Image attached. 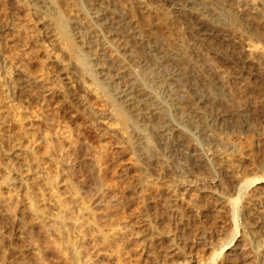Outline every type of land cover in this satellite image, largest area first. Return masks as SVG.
I'll return each mask as SVG.
<instances>
[{"label":"rangeland","instance_id":"obj_1","mask_svg":"<svg viewBox=\"0 0 264 264\" xmlns=\"http://www.w3.org/2000/svg\"><path fill=\"white\" fill-rule=\"evenodd\" d=\"M0 264H264V0H0Z\"/></svg>","mask_w":264,"mask_h":264},{"label":"bare ground","instance_id":"obj_2","mask_svg":"<svg viewBox=\"0 0 264 264\" xmlns=\"http://www.w3.org/2000/svg\"><path fill=\"white\" fill-rule=\"evenodd\" d=\"M59 20H60V19H59ZM58 27L60 28V30H61L62 34L64 35V37L67 38V32H66L67 30H66V26L64 25L63 21H62V22L60 21V22L58 23ZM82 61H83V60H82ZM82 61H81V62H82ZM208 95H209V94H208ZM159 112H160V111H159ZM207 177H208V175H207ZM241 186H243V184H241L240 187H241ZM237 187H238V186H237ZM238 191H239V188H238ZM240 191H241V190H240ZM177 192H178V191H177ZM145 193H146V192H145ZM51 195H52V194H51ZM73 195H74V194H73ZM74 199H75V198H74ZM76 201H77V200H76ZM35 203H36V201H35ZM78 204H79V203H78ZM37 207H38V206H37L36 204H34L32 208H33V210H36V209H38ZM234 207H235V206H234ZM39 208H40V207H39ZM79 208H80V207H79ZM88 208H89V206H88ZM30 211H31V210H30ZM58 214H59V213H58ZM234 216H235V215H234ZM234 216H233V217H234ZM42 217H43V216H42ZM59 217H60V216H59ZM60 218H61V217H60ZM61 220H62V219H61ZM95 222H96V221H95ZM61 223H62V222H61ZM56 224H57V223H56ZM90 224H91V223H90ZM65 226H66V225H65ZM65 229H66V228H65ZM109 231H110V230H109ZM58 233H59V232H58ZM108 233H109V232H108ZM105 234H106V232H105V233H101V232H100V237H101V239H103L102 241H104V242H105V240H106V235H107V234H106V235H105ZM59 236H60V235H59ZM66 236H67V235H66ZM175 240H176V239H175ZM74 241H75V240H74ZM230 241H231V240H230ZM63 243H64V242H63ZM63 243H62V244H63ZM72 243H73V242H71L70 239H68V240H67V244L65 243V244H66V245H65L66 248H73V245H74V244L72 245ZM109 243H110V242H109ZM119 243H120V242H119ZM122 246H123V245H122ZM76 250H77V249H76ZM74 251H75V249H74ZM76 252H77V251H76ZM77 253H78V252H77ZM118 254H119V253H118ZM118 254H117V255H118ZM171 256H172V255H171ZM191 256H192V255H191ZM120 258H121V257H120Z\"/></svg>","mask_w":264,"mask_h":264}]
</instances>
